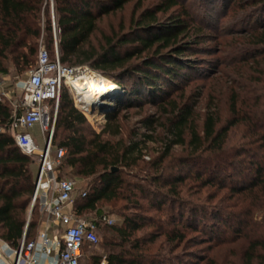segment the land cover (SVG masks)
I'll return each mask as SVG.
<instances>
[{"label": "trees", "instance_id": "1", "mask_svg": "<svg viewBox=\"0 0 264 264\" xmlns=\"http://www.w3.org/2000/svg\"><path fill=\"white\" fill-rule=\"evenodd\" d=\"M129 1L53 0L52 5L51 0H0V74H9L10 66L34 67L41 37L54 58V14L62 64H90L103 70L108 79L124 90L126 107H138L146 102L162 107L168 114L165 131L172 139H166L161 155L141 166V141L149 135L143 133L142 139L135 140L139 136L135 133L128 141L117 144L104 138L106 133L119 134L120 112L110 113L102 132L96 133L89 128L87 117L75 106L64 87L53 145L65 148L66 153L55 172L62 178L68 167L73 174L90 179L84 189L86 196L80 193L74 202L78 217L94 212L91 218L98 219L109 214L100 205L116 200H125V209L130 210L121 213L119 225L97 220L99 236L106 233L111 237L105 244L107 253L93 254L90 264H181L182 257L173 253L178 254L176 250L189 241V233H211L208 240L211 242L215 235H220L214 228L229 222V217L222 218L221 213H216L217 218L210 216L216 223L211 226L207 223L209 210L201 209L182 196L188 179L198 180L202 186L228 188L242 196L256 193L258 207L264 206V0H226L234 3V11L238 12H234L235 15L245 18V27L232 33L238 37L232 45L231 63L247 68L244 72L247 78L244 84L236 81L237 85L226 86L220 78L212 77L218 82L213 87L211 84L210 97L219 96L220 102L224 101L228 106L227 115L224 117L222 109L216 105L213 110L208 109L201 123L194 110L195 98L201 93L187 97L179 85L189 78L183 71L195 69L184 55L193 50L191 43L180 42V36L189 34L194 21L186 0H162L154 9L143 12L130 32H117L112 28L103 35L99 50L92 42L102 18L123 9ZM137 1L140 4L143 0ZM215 3L223 6L222 0ZM176 6L183 12L168 23H159L158 14ZM205 41L199 39L194 43ZM163 49L168 51L162 53ZM178 90L182 93L175 99L173 92ZM228 90L232 91L230 98ZM13 112L10 101L0 100V126L5 128L0 131V238L17 247L26 227L27 240L37 236L43 214L36 203L28 219L37 159L26 155L16 144L10 130ZM153 122L147 120L144 128L149 129ZM113 124H116L115 129H111ZM175 145L181 146L185 153H173ZM193 164L204 166L192 169ZM131 167L146 171V182L127 177L125 170ZM186 167L189 169L184 173ZM234 175L244 179L241 186ZM145 226L152 229L137 235ZM230 226L240 231L238 223ZM162 237L167 246L164 251L169 252L151 255V245ZM93 247L85 245L83 256ZM259 247L264 248V242L256 239L249 243L243 255L245 264H254L260 256Z\"/></svg>", "mask_w": 264, "mask_h": 264}, {"label": "rangeland", "instance_id": "2", "mask_svg": "<svg viewBox=\"0 0 264 264\" xmlns=\"http://www.w3.org/2000/svg\"><path fill=\"white\" fill-rule=\"evenodd\" d=\"M161 1L162 0H143L140 4L137 0L127 2L123 9L102 18L97 33L92 37V42L98 46L99 50V42L103 40V35L109 33L112 28L122 33L132 31L134 27H136V22L140 15L148 9H154L155 5ZM215 1L216 0H186V6L194 21L192 20L189 34L183 33L180 36L181 43H191L190 47H192L191 49L193 50L185 52L184 55L186 59L193 62L195 69L198 70L194 69L195 72L194 70L190 72L183 71L189 78L179 85L183 87L182 91H184V95L187 97L201 93L200 96H196V103L194 105V110L200 117L199 123L202 122L208 109L213 110L216 108V105L218 108L222 109L224 117L227 115L228 106L224 105V101L221 103L219 96H217V99L215 97H210L211 84L213 87L217 85L218 82L216 79L212 80V77L220 78L219 80L226 82V86L237 85V82L239 85L244 84L247 78V73H244L247 71V68H240L239 64H235L234 66L233 62L231 63L233 58L232 45L234 39L238 37L236 34L232 33L235 30L245 27L246 24L243 22L245 18H239L237 14L235 15V13L238 12L234 11L233 2L222 0L223 6H221V2L215 3ZM246 9L249 10L248 8ZM52 11L53 10H51V13ZM182 12V8L176 6L166 13H159V23H168L172 20L173 16L175 17ZM199 39H204L206 41L199 44L194 43ZM41 45L44 47L47 45L43 37L39 40V48ZM167 51L168 49H163L162 53H166ZM31 67L32 66H21L17 68L10 66L9 74H0V92L5 93L2 95L3 98H6L11 104L15 103L17 105L21 102L22 92L20 84L27 78ZM72 67L76 68L74 75L109 78L103 70L91 66L90 64H77L72 65ZM196 71L200 75L196 74ZM64 87L68 89L71 97L74 99L75 106L80 111H85L81 106L82 101L79 94L74 92L67 85H64L62 89ZM240 89L241 91H245L244 88ZM182 91L178 90L173 92V97L178 99ZM231 95L232 91L228 90V97L230 98ZM124 96L125 94L122 93L121 96L115 99L117 103H120L116 110L120 112L119 134L111 135L106 133L103 137L106 139L109 138L112 142L117 144L119 141H128L135 133L139 134L135 140H140L142 139L141 135L147 133L149 137H146L145 140L142 139L140 145L143 155L140 160V165L143 166L144 163H147L152 158L161 155L165 151L166 139H172V135L168 133V131H165L168 114L164 112L159 104L148 102L138 107H126ZM50 106H52V104H50ZM147 120L154 121L149 129L144 128ZM92 121L94 122V126L88 119L89 128L96 133L102 132L103 128L108 123V120L106 123L102 121L98 123L94 120ZM115 125L116 124H113L111 129H115ZM39 133L40 126L37 125L33 134L39 137ZM39 144H43V140H40ZM172 151L177 155L185 153L182 147L178 145L173 146ZM203 166L204 164L191 165V167H193L192 169L202 168ZM189 167L184 169V173L188 172ZM71 171L70 168L65 167L61 177L74 179L76 181L77 189L75 197L77 199V196L82 193L90 179L77 176ZM125 171L127 172V177L136 179V181H144L147 178V172L141 170L139 167L127 168ZM234 179L238 181L239 186L244 183V179L240 178L238 175H234ZM255 195L256 193L242 196L241 194H235L228 188L217 189L215 186H202L200 181L193 178L188 179L183 186L182 196L201 209L209 210L207 212V215H209L207 223L210 226L216 223L214 222L215 218L212 220L210 217L215 216L217 218L218 216H216V213H221L222 218L229 217V222L227 224L222 222L219 226L214 228V232L220 233V235H215L214 240L211 242H208L211 233L208 234L205 231L189 233V241L176 250L178 254L173 253V255H180L182 257L184 262H181V264H245L243 255L249 243L256 239L264 242V206L262 208L258 207L260 204H258ZM125 203V200H116L103 203L100 207L114 219V225H119L122 222L121 213L130 211L129 209H125ZM31 209L32 204L28 210V219H30L31 216ZM148 212L154 216L159 215L155 211ZM93 214L94 212H88L84 217L91 218ZM234 222L236 224L238 223L237 230L239 229V232L234 231L232 226H230L231 223ZM151 229V226H145L137 235H143ZM207 230H209V228ZM110 237V234L101 233L99 236L100 242L95 247L85 251L81 264H90L93 254L105 255L108 249L105 244ZM165 249H167V246H165L162 237L151 245L149 253L155 256L159 253H168L169 250L164 251ZM258 253L260 256L254 260V264H264V248L259 247Z\"/></svg>", "mask_w": 264, "mask_h": 264}, {"label": "built area", "instance_id": "3", "mask_svg": "<svg viewBox=\"0 0 264 264\" xmlns=\"http://www.w3.org/2000/svg\"><path fill=\"white\" fill-rule=\"evenodd\" d=\"M53 20L55 56L52 58L47 48L40 46L36 65L20 84L21 102L17 105L12 103L14 112L10 123L18 147L26 155L37 159L31 204L32 208L39 204V211L43 214L41 228L34 239L27 240L26 227L17 247L0 238V264H10L8 261L11 264H81L85 245L96 246L99 243L97 220L109 225L115 222L108 214L98 219L78 217L74 212L76 181L58 178L55 172L66 153L65 148L53 145L62 87L76 68L66 66L60 60L54 14ZM4 94L0 92V100ZM83 109L93 126L92 120L96 123L108 120L109 114L95 116ZM37 125L40 126L39 137L31 133ZM0 131H5V128L0 126ZM40 140L43 144H39ZM81 195L85 197L86 191H82Z\"/></svg>", "mask_w": 264, "mask_h": 264}, {"label": "bare ground", "instance_id": "4", "mask_svg": "<svg viewBox=\"0 0 264 264\" xmlns=\"http://www.w3.org/2000/svg\"><path fill=\"white\" fill-rule=\"evenodd\" d=\"M65 85L79 94L82 101L81 106L86 109L103 98H108L110 100L112 99L111 102L106 101L105 103L114 105L115 103H117L115 99L119 97L120 86L116 82L102 77H88L78 74L74 75L73 73L72 75H69L67 77Z\"/></svg>", "mask_w": 264, "mask_h": 264}, {"label": "water", "instance_id": "5", "mask_svg": "<svg viewBox=\"0 0 264 264\" xmlns=\"http://www.w3.org/2000/svg\"><path fill=\"white\" fill-rule=\"evenodd\" d=\"M122 93H124V91L120 87L119 88V96H121ZM112 98H114V97H112ZM106 101L111 102L112 99L110 100L108 98H103L101 100H98L97 102H95L94 104L89 106V108H87L88 112L91 115H106V114H110V113L115 112L117 110V108L119 107V105H120L118 103H115L114 105L113 104H108V103H105ZM32 209H31V212H32Z\"/></svg>", "mask_w": 264, "mask_h": 264}, {"label": "crops", "instance_id": "6", "mask_svg": "<svg viewBox=\"0 0 264 264\" xmlns=\"http://www.w3.org/2000/svg\"><path fill=\"white\" fill-rule=\"evenodd\" d=\"M36 127V126H35ZM35 127L31 130V133L33 134V131L35 130ZM34 135V134H33ZM41 228V223H40V225H39V228H38V231H39V229ZM38 231H37V233H38ZM1 262V261H0ZM8 262H10V264H11V261H8Z\"/></svg>", "mask_w": 264, "mask_h": 264}]
</instances>
